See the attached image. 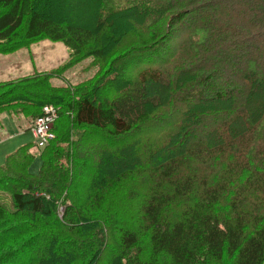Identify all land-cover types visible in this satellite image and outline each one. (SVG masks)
I'll use <instances>...</instances> for the list:
<instances>
[{
  "label": "trees",
  "instance_id": "obj_1",
  "mask_svg": "<svg viewBox=\"0 0 264 264\" xmlns=\"http://www.w3.org/2000/svg\"><path fill=\"white\" fill-rule=\"evenodd\" d=\"M43 39L69 61L0 82L59 108L0 165V264H264V0H0V53Z\"/></svg>",
  "mask_w": 264,
  "mask_h": 264
},
{
  "label": "rangeland",
  "instance_id": "obj_2",
  "mask_svg": "<svg viewBox=\"0 0 264 264\" xmlns=\"http://www.w3.org/2000/svg\"><path fill=\"white\" fill-rule=\"evenodd\" d=\"M69 59L70 53L66 44L50 39L37 41L15 53H0V82L18 79L36 72L51 71L67 63ZM90 60L87 59L78 64L67 71L64 78H55L53 82L55 84L77 83L92 76L95 69L88 67ZM0 120V165L6 162L9 154L24 144L29 142L40 144L28 128L29 122L24 116L3 113ZM41 167L42 158L37 155L31 170L37 172L40 171ZM6 199L7 205L10 206V196H6ZM61 210L63 211L62 208Z\"/></svg>",
  "mask_w": 264,
  "mask_h": 264
},
{
  "label": "built area",
  "instance_id": "obj_3",
  "mask_svg": "<svg viewBox=\"0 0 264 264\" xmlns=\"http://www.w3.org/2000/svg\"><path fill=\"white\" fill-rule=\"evenodd\" d=\"M58 115L59 108L53 104H47L43 106L42 115L32 123L30 130L40 143L39 145H45L55 137L54 124Z\"/></svg>",
  "mask_w": 264,
  "mask_h": 264
}]
</instances>
